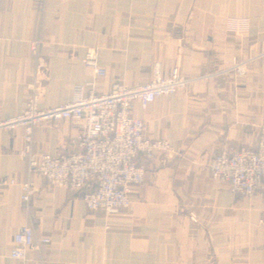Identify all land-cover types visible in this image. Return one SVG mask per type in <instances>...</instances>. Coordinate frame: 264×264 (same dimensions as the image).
<instances>
[{
	"label": "crops",
	"instance_id": "crops-1",
	"mask_svg": "<svg viewBox=\"0 0 264 264\" xmlns=\"http://www.w3.org/2000/svg\"><path fill=\"white\" fill-rule=\"evenodd\" d=\"M50 1L0 0V122L24 113L36 78L40 110L70 102L79 86L107 95L114 83L146 84L158 63L190 83L135 109L145 139L172 150L139 158L145 183L131 188L128 210L89 212L71 189L29 176L22 129L0 135V264H264V191L239 197L208 172L227 145L256 149L264 127V0H52L49 14ZM229 20L248 31H229ZM89 50L105 77L83 65ZM81 139L72 121L46 122L34 151L79 153ZM25 226L50 244L13 260Z\"/></svg>",
	"mask_w": 264,
	"mask_h": 264
},
{
	"label": "built area",
	"instance_id": "built-area-1",
	"mask_svg": "<svg viewBox=\"0 0 264 264\" xmlns=\"http://www.w3.org/2000/svg\"><path fill=\"white\" fill-rule=\"evenodd\" d=\"M55 2L43 5L42 10L54 14ZM228 30L236 34L248 31L247 22L229 20ZM37 51V43H33ZM83 65L92 69L97 77L106 72L99 68L97 55L89 50ZM162 64H155L153 78L146 84L130 87L114 83L107 95L86 93L79 86L72 100L66 104L39 109V96L35 79L29 85L26 110L20 116L0 122V135H9L22 129L23 157L30 177H42L51 186L69 188L79 195L86 209L91 212L128 210L132 187L145 183L146 171L138 163L140 157L151 162L171 152L165 141H150L144 137V123L135 109H142L157 100L183 94L190 81L178 69L169 77L162 74ZM236 75H246L244 63H235ZM93 86V85H92ZM72 121L81 128L82 151L70 155H37L34 151L35 132L46 122ZM209 176L226 185L232 193L242 198H252L264 191V127L261 128L256 149L230 144L216 154L209 166ZM23 203H29L34 195L31 182L21 186ZM50 240H35L31 227H22L15 236L13 260H23L27 250L39 251Z\"/></svg>",
	"mask_w": 264,
	"mask_h": 264
}]
</instances>
